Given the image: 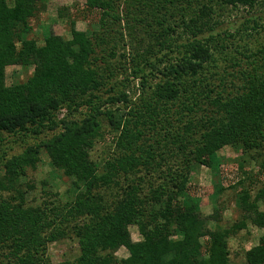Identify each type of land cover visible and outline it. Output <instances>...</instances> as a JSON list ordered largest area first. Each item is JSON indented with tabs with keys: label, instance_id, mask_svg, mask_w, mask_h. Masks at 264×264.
I'll return each instance as SVG.
<instances>
[{
	"label": "trees",
	"instance_id": "trees-1",
	"mask_svg": "<svg viewBox=\"0 0 264 264\" xmlns=\"http://www.w3.org/2000/svg\"><path fill=\"white\" fill-rule=\"evenodd\" d=\"M42 2L0 0V152L6 137L55 132L20 155L0 156V264H53L49 244L66 237L77 241L79 256L60 264H264V238L240 263L230 251L249 223L264 229V46L231 54L234 36L213 33L217 11L260 0H86L99 31L72 21L71 39L49 34L41 45L31 20ZM180 27L183 43L174 38ZM140 28L166 53L134 49L131 75L142 95L132 101L106 69L118 36L128 30L136 38ZM11 66L33 75L8 86ZM120 103L130 110L107 109ZM110 138L113 153L96 162V145ZM229 146L257 165L258 177L240 165L244 175L229 188L241 218L213 230L191 178L207 166L219 198L227 191L219 152ZM42 153L71 180L65 202L45 191L43 201L29 203L34 186L25 179ZM123 247L129 256L119 260Z\"/></svg>",
	"mask_w": 264,
	"mask_h": 264
},
{
	"label": "rangeland",
	"instance_id": "rangeland-1",
	"mask_svg": "<svg viewBox=\"0 0 264 264\" xmlns=\"http://www.w3.org/2000/svg\"><path fill=\"white\" fill-rule=\"evenodd\" d=\"M42 1L39 13L31 20L33 25L31 38L37 39L39 44L42 45L49 34L59 35L67 40L71 39L72 21H75L76 28L80 31H85L89 34L94 31H99L100 26L97 22V15L91 14L84 9L86 0ZM213 21L215 23L213 33L216 35L230 33L234 36V38L228 40L229 44H234V46L231 45V47H229L228 53L235 54V48L237 46L248 45L254 51L264 46V0H260L254 8L239 7L237 9L228 8L226 11H217ZM176 30L177 35H174V38L179 39L181 43L185 42L187 35L184 34L183 27L176 28ZM123 36L124 37H121V35L118 36L117 58L110 60V69L106 70H111L112 73L116 75L114 76L115 80L111 82H116L117 85L120 84L118 85L117 91L119 92L122 90L132 101H137L142 95V88L140 80L131 75L133 66L131 61L134 49H139L143 54L145 51L156 53L158 57H161L166 51L161 54L159 52L161 48L156 45L154 39L146 34L143 28L139 29L136 38L131 37L128 30L124 32ZM125 47L126 50H124ZM130 53L132 56H129L126 62V58H124L123 55L126 54L128 56ZM169 55L173 57L177 56L176 53H169ZM149 56L150 54L145 57ZM104 57L107 59L112 58L106 55V53ZM149 60L155 62L154 57H149ZM102 61L103 60L99 61L98 65L105 69L106 65ZM219 63L220 65L222 63V66L225 65L223 60H220ZM33 70V68L26 69L20 66L9 67L7 69L8 86H12L13 83L26 82L32 77ZM125 79L127 80L125 81ZM128 80L129 82H127ZM111 86L112 85L106 86L103 91L109 89ZM107 98L108 96H104V99ZM129 106L130 103H120L116 105H107V109H112L117 113L120 109L121 112L119 114H122L130 110ZM88 111L87 108H83L78 116L82 117ZM54 133L55 132H47L39 138H32L29 136H20V138L6 137L0 156H3L4 151H7L10 156L20 155L27 147L39 144L51 138ZM112 150L113 144L111 138L107 141H100L93 151V159L96 162H102L104 159L111 156L113 153ZM219 157L221 159V181L224 187L227 188V191L219 198L214 196V186L217 181L207 166L197 167L191 178V184L197 188L196 191L202 198L201 213L206 219L210 220V228L213 230L217 225L226 227L241 218V213L235 206L234 194L236 190L229 188V186H234L242 175H244L240 165L243 164L244 170L252 172L254 177H258L256 175L259 171V168L254 162H249V159H245L242 152L233 147L229 146L222 149L219 152ZM25 183H31L34 186V190L29 196V203L33 201L36 203L43 201L44 199L42 197H44L43 193L45 191H48L50 193L49 195L53 194L54 197L61 200L63 199L64 202L69 199L71 180L64 176L60 170L52 166L51 160L46 153L41 154V160L36 170L33 171L29 169ZM130 231L134 242H139L142 239L136 227H131ZM262 238H264V229H260L249 223L246 231L241 232L230 240V251L233 262H242L245 257V252L259 245ZM48 256L53 264H60L68 260H73L79 256V245L75 239L66 237L49 244ZM128 256L129 252L124 247L116 253V257L119 260L126 259Z\"/></svg>",
	"mask_w": 264,
	"mask_h": 264
}]
</instances>
